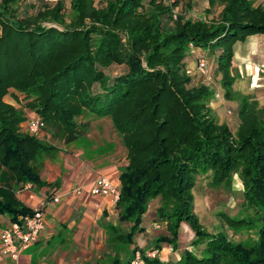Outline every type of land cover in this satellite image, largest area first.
Here are the masks:
<instances>
[{
    "label": "trees",
    "instance_id": "1",
    "mask_svg": "<svg viewBox=\"0 0 264 264\" xmlns=\"http://www.w3.org/2000/svg\"><path fill=\"white\" fill-rule=\"evenodd\" d=\"M20 1L0 0V215L17 221L33 213L15 195L26 183L59 187L39 176L37 157L54 147L21 130L23 116L4 100L13 89L23 94L21 107L64 143L82 135L79 118L85 114L110 118L120 137L127 164L119 174L115 208L118 221L133 227L115 236L121 228L108 225L114 255L99 264H130L136 250H159L164 242L175 249L181 222L195 233L192 245L204 247L185 249L176 261L144 256V264H264V106L238 94L240 123L232 132L211 115V91L193 85L187 73L191 49H205L224 95L236 96L233 47L248 36L264 35V6L207 0V15L221 6L217 18L192 19L175 10V0H97L99 5L69 0V16L64 0H40L33 15ZM113 64L125 65L126 72L110 78L104 69ZM206 171L217 186L228 184L233 173L242 180L244 211L224 214V221L234 229H257L249 247L230 241L223 231L207 235L201 228L192 189L195 176ZM155 197L168 236L153 237L148 249L131 248V235L145 230L137 223Z\"/></svg>",
    "mask_w": 264,
    "mask_h": 264
},
{
    "label": "crops",
    "instance_id": "2",
    "mask_svg": "<svg viewBox=\"0 0 264 264\" xmlns=\"http://www.w3.org/2000/svg\"><path fill=\"white\" fill-rule=\"evenodd\" d=\"M24 1L28 4V0ZM253 3L264 6V0H253ZM251 37L250 43L254 47L233 56L246 67L253 60L264 62V35ZM201 51L206 50L191 49L188 65ZM22 97V93L11 89L4 100L16 108H23L18 102ZM21 113L23 120L20 128L28 133L27 122L37 115L29 109ZM98 119L101 122L97 123ZM79 123L82 125V135L70 143L53 138L47 130L37 135L54 147L50 153L43 152L37 157L39 176L45 182L58 181L59 187L51 189L26 183L16 191L17 199L24 206L32 210L41 208L45 225L37 241L22 250L17 261L0 254V264H99L114 255L107 228L109 224H116L109 219L113 209L117 213L115 202L109 196L90 194L89 187L98 176H105L119 185V174L127 164L126 150L110 118H95L85 114L79 118ZM99 148L102 151L98 153ZM75 186H82L80 195L72 192ZM55 195H60L58 202L52 200ZM9 222L8 216L0 215V230ZM98 230L99 234L104 231L109 251L104 258L92 262L90 258L84 257L83 242L92 239L93 232L98 233Z\"/></svg>",
    "mask_w": 264,
    "mask_h": 264
},
{
    "label": "rangeland",
    "instance_id": "3",
    "mask_svg": "<svg viewBox=\"0 0 264 264\" xmlns=\"http://www.w3.org/2000/svg\"><path fill=\"white\" fill-rule=\"evenodd\" d=\"M173 1L174 0H171L170 2ZM175 1H178V5L175 10L184 12L186 16L191 17L192 19H200L204 17L207 19L217 18L221 9L220 5H215L211 9L210 14L207 15V0ZM144 2L147 3L148 0H144ZM19 3L22 7L25 5V1H20ZM40 3V0H28L30 8L27 4L25 7H28L30 9V14L33 15L37 11L36 9L42 6ZM95 3L96 5H99L101 2L95 0ZM64 4V13L66 16H69V0H64ZM251 38V36H248L245 41H238L233 47V56L234 54L238 55L243 51L253 48L254 45L250 43ZM200 55L205 56L207 59L209 71L207 75L199 74L195 70L194 64L197 56H194V59L191 60L192 65H188V69H190L188 75L191 77V82L193 85H204L211 91L212 95L207 101L211 110V115L214 116V119L218 123L227 124L232 132H235L238 124L240 123L235 111L240 95H244L249 102L255 100L258 107L264 106V62H255L254 60L250 61L251 64L249 65L252 66L250 69L249 65L246 67V64H242L236 58H233L231 68L232 74L235 76V81L232 83L231 88L237 93L236 96L235 94H232L230 97H226L220 83V75L215 71V64L211 53L208 51H201ZM104 72L110 78H113L126 72V66L113 64L104 69ZM20 100L23 101L24 97ZM17 109H19V115H22L21 112L23 111H28V109L25 108ZM99 122H101L100 119H98L97 123ZM100 151L102 150L99 148L97 152L99 153ZM88 153L90 155L91 152L88 151ZM67 176L68 175H66V177ZM2 177V174H0V178ZM20 185L21 184H19V186ZM242 190L243 182L237 173H233L231 175L228 184L223 183L222 185L220 184L217 186L213 182L211 171L200 172L195 176V185L192 189L193 212L197 215L200 226L203 228L204 232L207 233V235H214L219 231H223L230 241L240 242L243 246L249 247L257 240V229L252 227L234 229L230 228L224 221V214H228L230 216L236 214L239 215L244 211L241 203ZM160 204V197H155L149 202L146 211L142 214L140 221L137 223L138 228L145 227V230H134L131 235L132 242L129 243L131 248L137 245L141 249H148L150 247V243H152L153 237L159 234L168 236V234H166L165 221L160 218L158 214ZM109 219L121 228L120 230L113 231L115 236L123 232L126 234L133 225L132 223L119 222L117 219V213L114 209ZM99 232V230L98 233L93 232L92 239L90 238L88 241L83 242L82 250H84V257L86 259L90 258V261L92 262H95L96 259L99 260L104 258L105 254L109 251V247L106 245L107 243L104 240V231L102 234H99ZM194 237L195 233L189 225L185 222H181L177 234V247L172 249V244L164 242L161 245V249L159 248V250H157V257L164 261H176L183 254L185 249L199 252L201 248L204 247V243L199 246H193L192 242ZM125 256L126 254L124 253L120 254L121 262L124 261ZM7 264L11 263L7 262Z\"/></svg>",
    "mask_w": 264,
    "mask_h": 264
},
{
    "label": "built area",
    "instance_id": "4",
    "mask_svg": "<svg viewBox=\"0 0 264 264\" xmlns=\"http://www.w3.org/2000/svg\"><path fill=\"white\" fill-rule=\"evenodd\" d=\"M44 1L55 3L57 0ZM194 64L195 70L199 74H208L209 66L205 56H198ZM189 72L190 69L187 70V73ZM43 128L44 123L38 116L27 122V132L30 134L37 136ZM82 191V186H75L72 189L75 195H80ZM89 192L94 196H109L116 202L119 196V185L105 176H98L91 183ZM59 199L60 195H55L52 198L53 202H58ZM44 225V216L41 208L34 209L31 214L22 215L17 221H10L0 230V254L12 261H17L22 250L37 241L44 229ZM144 256L148 258L157 257L158 251L156 249H148L143 254L140 250H136L130 260V264H144Z\"/></svg>",
    "mask_w": 264,
    "mask_h": 264
}]
</instances>
